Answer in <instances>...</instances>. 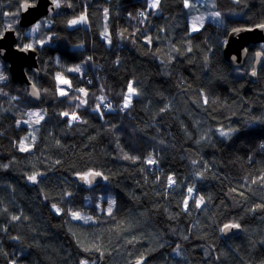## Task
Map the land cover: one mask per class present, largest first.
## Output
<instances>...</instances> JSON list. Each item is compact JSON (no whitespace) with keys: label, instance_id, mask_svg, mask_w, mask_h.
Returning <instances> with one entry per match:
<instances>
[{"label":"trees","instance_id":"obj_1","mask_svg":"<svg viewBox=\"0 0 264 264\" xmlns=\"http://www.w3.org/2000/svg\"><path fill=\"white\" fill-rule=\"evenodd\" d=\"M22 2L0 0V32L11 24L18 45L38 50L42 75L27 72L42 97L33 100L0 58V264H264V56L257 78L249 76L264 43L249 47L242 67L223 53L231 29L264 23V0H215L224 24L195 22V32L183 0L156 9L149 0H60L51 26L42 18L34 36L13 15ZM81 15L86 23L68 25ZM80 63V73L68 71ZM129 83L139 95L121 111ZM100 85L113 110L102 108ZM77 96L87 103L74 107ZM98 103L103 116L93 111ZM30 109L45 116L21 151ZM64 112L79 122L69 126ZM89 171L107 179L80 185ZM189 187L204 203L189 199L185 210ZM228 223L242 231L226 239Z\"/></svg>","mask_w":264,"mask_h":264},{"label":"water","instance_id":"obj_2","mask_svg":"<svg viewBox=\"0 0 264 264\" xmlns=\"http://www.w3.org/2000/svg\"><path fill=\"white\" fill-rule=\"evenodd\" d=\"M23 3V2H22ZM21 3V4H22ZM20 4V5H21ZM35 7H29L26 12L20 10L18 25L22 28H28L35 23H38L42 18L52 19L57 12L52 5L50 0H36ZM52 9V11H49ZM264 24V23H262ZM261 25V24H258ZM7 29V28H6ZM234 29H253L252 31H241L239 33L234 32ZM231 29L227 36V44H224V58L227 60L232 67H242L247 61L249 56V47H255L258 44L264 43V29L259 27H238ZM4 33L3 39H0V48L5 50L3 56H0L2 60L8 63L10 76L13 81L19 82L26 86L29 96L35 100H41V92L39 98L31 95L32 85H35V82L30 78L27 70H30L35 77H40L42 75V70L39 65V52L37 49L34 51L29 50L27 52H20L17 48V43L19 40V33L17 28L12 27L8 31H2ZM243 49H247V52L244 53ZM235 56L236 60L233 61L231 58ZM255 63L254 68L250 71V79L255 80L257 78V68L264 56V52L258 49L255 54ZM255 71L256 75H252V72ZM36 88H38L36 86ZM39 89V88H38ZM83 175L77 176V180L80 185H89L81 179ZM92 180V184L101 183L104 181L101 177H89ZM242 231V227L239 229H231L227 232H222L223 236L226 239H230L234 236H237Z\"/></svg>","mask_w":264,"mask_h":264},{"label":"snow or ice","instance_id":"obj_3","mask_svg":"<svg viewBox=\"0 0 264 264\" xmlns=\"http://www.w3.org/2000/svg\"><path fill=\"white\" fill-rule=\"evenodd\" d=\"M50 2H51V5L55 9H59L61 7L60 0H50ZM235 2L238 3L239 0H235ZM159 3H160V0H149L148 6H149V8L155 9V8H157L159 6ZM183 3H184L185 8L194 7V5L190 3V0H183ZM35 6H36V4H35L34 0H32V2H30V0H23V3L20 5V10L26 12L29 7H35ZM68 6L71 7V4H69ZM49 11H52V9H49ZM104 11H105V14L107 15V9H105ZM5 15H7V13H5ZM13 15L18 16L19 15V11H17ZM140 15L143 16L144 13L141 12ZM212 15H213L214 18H218L220 16V13L219 12H215ZM196 19H198L200 21V24L202 26L203 25V19L199 18V17L196 18ZM42 22H43L45 27H50L51 26V22H50L49 19H44ZM86 22H87L86 15H81L78 18L69 20L67 23H68L69 26H75V25H78V24L86 23ZM257 27H259L261 29H264V24L257 25ZM40 28H41V23H36L35 26L31 28L29 34L31 35V34L37 33L40 30ZM10 29H12V25L11 24L8 25V28L5 29V31H8ZM252 30L253 29H234L233 31L236 32V33H239L241 31H252ZM192 31L193 32L199 31V28L196 26L195 20H194L193 25H192ZM16 34L19 35V33H16ZM3 35H4V33L0 32V39H3ZM105 38H107V33H105ZM47 39L50 41L52 39V37L49 36ZM37 43L40 44L41 47H43V44L45 43V41L38 40ZM148 43H151V38L150 37L148 38ZM224 44H227V41H224ZM17 48H18V50L20 52H27L29 50H32V51L35 50L34 45L31 44V43L25 44V45H17ZM191 50H192L191 48L188 49V51H191ZM243 52L246 53L247 49H243ZM4 53H5V50L3 48H0V56H3ZM89 59H91V58H89ZM231 59L233 61H235L236 57L233 56ZM68 71L75 72V73H80L81 72V67L78 65V66H76L74 68L68 69ZM252 75H256L255 71L252 72ZM55 79L59 82V84L67 85L68 86V90L72 89L71 81L66 79V78H64L62 75L57 74ZM5 80H7V77L2 72H0V82L5 81ZM88 83H91V81H88ZM32 89L33 90L31 92V95L34 96V97L39 98L40 90L38 88H36L35 85H32ZM68 90H65L63 88H58L59 95L60 96H68ZM76 91L79 92V93H83L84 96L88 95L87 91L84 88H78V89H76ZM133 95H139V93H138L137 89L134 88L131 83H129L128 86H127V93L124 95V103L121 106V109H120L121 111H123L124 109H127V108H129L131 106L132 96ZM70 99H71V97H70ZM76 99L78 100V103L76 105H74V107H82V106H84L87 103L86 100L80 99V97H78V96L76 97ZM99 100L102 103L105 100V97L101 96L99 98ZM204 102L207 103V98L206 97L204 98ZM104 107L109 109V110H113L111 103L105 104ZM93 111H95V112L99 113L101 116H103V113L100 111V104L99 103L96 105V107L93 109ZM162 111H163V109H162ZM29 115L39 117V119L36 120L37 124L40 122V120L44 119V116L41 115L40 113H31ZM61 115L64 116V117H69V119L67 121L69 126H71V124L74 121L79 122V120H80V118L75 113L70 115L68 112H64ZM232 131H235V129H230L229 131L220 130V135L224 136V137H228ZM20 150L21 151H27L28 149L26 147H24L23 145H21ZM125 159H133L134 160L136 158L126 156ZM146 163H148V164H156L157 161L155 159H151L150 158V159H148L146 161ZM4 167H7V165H4ZM198 175L202 176L203 173H199ZM89 177H92L93 179L95 177H101L102 179H105V180L107 179V177L104 176L103 173L98 172V171H89V172L85 173L81 177V179H83L85 183L91 185L92 184V180H90ZM28 179L33 181V182H36L37 181V176L33 175V176L28 177ZM262 179H264V178H262ZM168 180H169L168 187H172V185H174L176 183L175 180L172 179V177H168ZM187 192H188V199H185L183 201L185 210H187L188 200L189 199L193 200V206L197 207V208H199L204 203V197L203 196H198V198H197V196L193 195V192H194L193 188H191V187L187 188ZM111 203L114 204L115 201L113 200V201H111ZM52 207L55 209L57 214L60 213L61 210L59 208H56L55 205H53ZM111 211H112V208H111V206H109V208L107 209V213L111 214ZM71 216H72L73 219H77V220L83 219L85 223H87L91 219L90 217L81 216L79 212H72ZM13 219L17 220V219H19V217H13ZM239 228H240V225L238 223H228V224H225L223 226V228L220 229V231L221 232H227V231H229L231 229H239ZM80 264H88V262L87 261H81ZM136 264H143V260L142 259L138 260L136 262Z\"/></svg>","mask_w":264,"mask_h":264},{"label":"rangeland","instance_id":"obj_4","mask_svg":"<svg viewBox=\"0 0 264 264\" xmlns=\"http://www.w3.org/2000/svg\"><path fill=\"white\" fill-rule=\"evenodd\" d=\"M190 3L193 4L194 7L187 8V10H186V17L189 20H191V21L195 20V22L200 23V21L198 19H196V18L199 17V18L203 19V23H205L207 21H211V22H214V23L220 24V25L224 24V20H223L221 14H220V16L218 18H214L213 15H212L215 12H219L217 7H216L215 0H190ZM17 23H18V20H17ZM35 24L30 26L28 28V30L25 31V34L30 35L29 34L30 30H31L32 27L35 26ZM34 35H35V33L31 34L30 36H34ZM262 47L263 48H259V49L264 51V45H262ZM78 65L81 68H83V66H84L83 63H80V64H77V65L73 66L72 68H74V67H76ZM0 72H2L4 74L1 60H0ZM60 75H62V74H60ZM64 78H66V77H64ZM0 90H1V88H0ZM31 113H40L41 115L45 116V110H43V109H30V110H28L27 118L20 122V123L28 126V128H29L28 135H25L23 137L21 143H20V147H21V145H23L27 149H30L32 147L33 141L35 140V138L37 136V133H38L39 124L41 122V120H40V122L37 124L36 120L39 119V117L29 115ZM109 206H111V208H112V203L111 202L108 204L107 209L109 208Z\"/></svg>","mask_w":264,"mask_h":264},{"label":"built area","instance_id":"obj_5","mask_svg":"<svg viewBox=\"0 0 264 264\" xmlns=\"http://www.w3.org/2000/svg\"><path fill=\"white\" fill-rule=\"evenodd\" d=\"M84 7L87 8V4L86 3H84ZM100 68H101V66L98 63H93V65H92L93 75L98 81L101 80L100 79V75H99V69ZM100 87H101V91H100L99 98L101 96L105 97V100L102 102V108L104 110H108L107 108L104 107V105L107 104V103H111V100L107 96V93H106L105 88L103 87V85H100Z\"/></svg>","mask_w":264,"mask_h":264},{"label":"bare ground","instance_id":"obj_6","mask_svg":"<svg viewBox=\"0 0 264 264\" xmlns=\"http://www.w3.org/2000/svg\"><path fill=\"white\" fill-rule=\"evenodd\" d=\"M254 27V26H253ZM224 49V48H223ZM247 59H248V57H247ZM258 69V68H257Z\"/></svg>","mask_w":264,"mask_h":264},{"label":"flooded vegetation","instance_id":"obj_7","mask_svg":"<svg viewBox=\"0 0 264 264\" xmlns=\"http://www.w3.org/2000/svg\"><path fill=\"white\" fill-rule=\"evenodd\" d=\"M8 69H9V67H8ZM10 73V72H9Z\"/></svg>","mask_w":264,"mask_h":264}]
</instances>
